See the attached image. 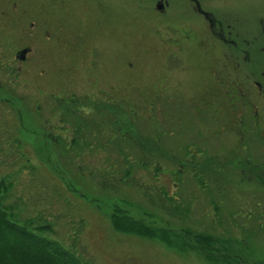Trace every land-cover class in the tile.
I'll return each instance as SVG.
<instances>
[{
	"label": "rangeland",
	"instance_id": "rangeland-1",
	"mask_svg": "<svg viewBox=\"0 0 264 264\" xmlns=\"http://www.w3.org/2000/svg\"><path fill=\"white\" fill-rule=\"evenodd\" d=\"M159 2L90 0L86 13L77 19L88 26L61 30L62 38L55 42V46L47 36H44L45 42H40L37 36H27L19 27L14 28L19 38L33 46L30 60L23 68L30 69L28 73L34 70L36 74L43 68L37 65L43 58L42 64L46 69L58 68L61 64L55 60L56 54H70L73 49L67 47L71 44V37L78 40L76 33H86L87 43L84 41V44L91 46L90 54L107 56L102 61L104 68L111 76L119 77L121 91L125 88L122 92L125 99L123 108L127 104L134 111L108 108L106 117L110 128L107 135L90 141L85 139V143H94L97 148L107 141L116 145L106 146L95 153L81 152L83 160L73 159L76 154L61 151L46 135L54 134L55 125L64 121L65 109L51 101L49 104L47 100L38 109L39 101L32 96L37 92V77L32 73L16 76L12 88L13 104L0 106V162L4 160L2 163L7 166L17 162L14 169L23 171L27 160L45 172L44 176H48L53 168L56 178L72 187V191H64L71 200L79 202L80 211L75 214L72 211L71 215L75 218L82 216L85 221L81 238L83 236L87 246L83 257L87 264H264V173L256 174L261 180L259 185H249L247 179L256 177L245 163L246 155L250 154H239L233 137L224 133L219 140L215 134L212 135L215 130L213 124L204 126L211 136L202 132L196 134L194 114H187L184 110L168 108L173 120L178 118L186 122L184 125L172 123L164 137L162 131L156 132V124L153 126L151 123L154 120L149 116L150 84L154 78L152 68L156 65V55L161 58V54L167 51L163 34L174 32V28L168 26L171 23L180 25L183 22L185 4H188L186 0H161L163 5L166 2L169 5H165L161 13L156 10ZM213 5L220 12L230 13L229 18L237 19H242L240 12L244 13L246 8L257 9L253 4L238 11L236 0H213ZM76 12L77 8L73 7L72 13L76 15ZM92 18H98L97 24H104L102 28L95 27L93 33L92 26H89ZM35 30L34 27L32 32ZM190 68V72L182 68L176 77V85L195 87L199 70ZM204 72L203 78L206 84H210L208 81L212 77L207 73L211 71L205 67ZM52 73V70L46 73L45 90L54 84ZM133 113L137 117H132ZM153 113L160 114L156 109ZM68 115L71 125L67 124L65 137H76L77 133L72 128V125L76 126L74 113ZM162 125H165L163 121ZM187 129L189 133H186ZM154 132L156 136L160 135L159 150L151 141ZM120 141L126 145V149L123 147L121 151L125 149L124 152L130 155L131 163L127 167L120 160L122 152L117 147ZM221 142L228 147L231 145V153L238 157V161L244 162L243 167L234 169L236 173L231 181L228 179L220 185L204 184L199 180L201 171L227 159L224 156L229 153L221 147ZM189 144L202 145L205 154L199 150H187ZM16 153L23 155L24 160L18 159ZM155 160L165 168L162 173L160 167L147 168V161L152 163ZM179 160L183 168L178 167L181 164ZM253 163L264 164V150L254 155ZM210 169L213 170L212 167ZM125 170L129 171V176H124ZM240 171L245 178L238 176ZM123 178L126 180L121 182ZM239 178L246 181L241 186L237 183ZM16 201L13 198L7 205L14 206ZM176 201L179 203H174ZM28 202L31 205L35 200ZM12 208L19 211L20 218H28L27 213L32 215L36 211L34 208ZM44 210L50 212L47 207ZM115 214H119L117 217L121 220H131L135 226L121 227L115 221ZM113 220L117 229L111 226ZM207 239L214 244L204 242Z\"/></svg>",
	"mask_w": 264,
	"mask_h": 264
},
{
	"label": "flooded vegetation",
	"instance_id": "flooded-vegetation-1",
	"mask_svg": "<svg viewBox=\"0 0 264 264\" xmlns=\"http://www.w3.org/2000/svg\"><path fill=\"white\" fill-rule=\"evenodd\" d=\"M186 1L188 4H185L187 8L184 10L183 22L180 25L171 23L168 26L174 28V32L167 31L166 35L163 34L167 51L161 54V58L156 55V65L152 68L154 78L150 84L151 114L157 119L158 115L153 113L154 110L159 113L162 111L166 126L181 124L178 118L173 120L168 108H184L187 114H194L195 123L202 134L211 135L204 126L213 124L215 130L212 135L215 134L219 140L224 133L233 137L236 151L239 154H250L246 155L245 163L256 177L247 180L249 185L257 186L261 180L256 174L264 173V164L253 163L254 155L264 150V0H236L238 11L253 4L257 8L256 11L253 8L254 12L247 8L244 13L240 12L242 19L229 18L230 13L215 9L213 0ZM89 3L90 0H0V105L12 103L14 77L25 73H32L37 77L39 105L44 104L48 97L44 91V78L52 70L53 92L57 99H69L73 103V110L68 109L69 113L75 114L77 103L86 106L83 102L86 97L98 101L108 98L109 92L117 91L118 106L123 108L119 77L111 76L108 69L104 68L102 61L107 56L90 54L91 46L84 44V41L87 43L86 33H76L78 40L71 37V44L67 47L69 50L73 49L70 54H56L55 60L61 64L58 68L46 69L45 64H42L44 58L37 64L43 66L37 74L33 73L34 70L28 73L30 69L23 68L30 60L33 46L19 38L14 28L19 27L27 36H37L40 42H45L44 36H47V40H52V46H55V42L62 38L61 30L70 27L83 29L88 26L77 19L86 13ZM158 4L162 6L161 13L164 12L165 5L169 6L168 2L163 5L161 0ZM73 7L77 8L76 15L72 13ZM97 20L98 18L90 19L92 33L95 27L102 28L104 25L97 24ZM34 27L36 30L32 32ZM159 33L160 31L157 32ZM66 59L68 61L62 63ZM190 67H197L199 70L195 87H179L176 85V77L182 68L190 72ZM205 67L211 71L207 73L212 77L208 81L210 84H206L203 78ZM104 102L108 104V100ZM60 108L67 109L62 105ZM85 109L91 117L83 119L89 122L88 130L92 131L89 139L105 136L108 133V118L93 117L92 106ZM99 122L104 125H99ZM153 136L155 149H161L156 134ZM230 146L221 142V147L229 153L224 156L227 159L214 163L215 167L212 164L213 170L210 166L206 167L202 175L204 182L220 185L228 179L231 181L235 177L234 169L243 167L244 162L234 158ZM200 148L204 150L201 145ZM188 149L195 150V146L190 145ZM244 169L247 170L245 167ZM211 173L212 178L209 176ZM238 176L244 177L243 171ZM244 178L237 180L240 186L246 182Z\"/></svg>",
	"mask_w": 264,
	"mask_h": 264
},
{
	"label": "trees",
	"instance_id": "trees-1",
	"mask_svg": "<svg viewBox=\"0 0 264 264\" xmlns=\"http://www.w3.org/2000/svg\"><path fill=\"white\" fill-rule=\"evenodd\" d=\"M24 75L27 76L26 73ZM14 81H16L15 77ZM35 85H37V82H35ZM33 95L32 96L37 99V95L39 94L36 92ZM101 96L104 98V95L101 94ZM56 97L57 96H50L49 102L47 103L50 104L51 101L53 105L65 106L67 111L64 110V118L67 121L66 125L70 124V115L68 114L69 110H73L71 104H69L71 102L69 99L58 101ZM104 100H108V104H105L106 102H104ZM83 102L86 103V106L82 104L86 108L92 106L93 117L106 118L108 108H114L122 112H124L125 108H129L131 112L134 111L131 107L127 106V104L123 109H120L118 106L119 99L117 97L112 98V95H108V98L98 101L86 97ZM82 105L77 103L75 108L74 116L76 126L74 133H77L75 139L68 141L62 139L59 135H53L52 133L46 134L48 140L59 147L61 151H69L72 153L74 151L76 156H74L73 159L78 160H83L81 156L83 154H80L81 152H94V149L103 150L106 146H111L109 144L110 141H107L106 144L100 148H97L94 143H85V139L90 141L89 138L91 137L90 133H92V131L90 129L88 130L89 122L85 123V120H83L89 116L85 107H82ZM64 111H61V113ZM132 117H137L136 113H133ZM98 124L101 125L102 122ZM102 125H104V123ZM106 125L109 131V121L106 122ZM66 131H68V128H66ZM53 133H56V130H54ZM49 137L51 139H49ZM122 142L123 141H121L120 147H118V151H121L123 147L126 149V145L124 146ZM1 149L2 148H0V151H2ZM124 150L121 151L120 160H123L127 167L130 165L131 159L130 155L124 152ZM16 157L20 160H24L23 155L20 156L18 153H16ZM2 161L4 160H1L0 164ZM4 162L2 164H4ZM25 163L26 165L22 167L24 169L23 171L14 169L16 165L14 167L13 165H18L17 162H12L10 166L5 164L3 166L1 165L2 168H0V172H2L0 175V264H87L85 263L86 261H83L87 246L83 236L81 238L83 229L85 228V221L82 216L75 218L71 215L72 211L74 214L80 211V207H78L79 202L71 200L64 191L65 189H67V191H72V187L66 186L65 182H62L60 178H56V173L53 168H51L53 173L51 172L48 173V176H44L45 172L39 167L32 165L27 160ZM156 164V160L152 163L147 161V168H154ZM160 171L162 173L163 169ZM128 172V170H125L124 176H129ZM54 179L56 182L59 181L60 183H56ZM154 179L159 181L158 178L154 177ZM125 180L126 178H123L121 182ZM13 198L18 200L15 202L14 206L7 205ZM30 199L35 200L31 205L28 202ZM88 203H90V201H88ZM40 206L43 207L38 210ZM12 207H16L17 209L19 207H25L28 210L34 208L36 211H33L32 215H28L29 213H27V216H29L28 218H20L19 211H16ZM44 207L49 208L50 212L47 210L43 211ZM115 216V221H118V225L121 227L130 228L135 226V223L131 220H121L117 217L119 214H115ZM115 221L113 220L111 222L112 227H116ZM58 224H60V226ZM204 242L214 244V242L208 239Z\"/></svg>",
	"mask_w": 264,
	"mask_h": 264
},
{
	"label": "water",
	"instance_id": "water-1",
	"mask_svg": "<svg viewBox=\"0 0 264 264\" xmlns=\"http://www.w3.org/2000/svg\"><path fill=\"white\" fill-rule=\"evenodd\" d=\"M159 8V7H158Z\"/></svg>",
	"mask_w": 264,
	"mask_h": 264
}]
</instances>
